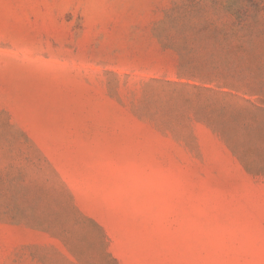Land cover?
<instances>
[{
    "label": "rangeland",
    "instance_id": "374dc122",
    "mask_svg": "<svg viewBox=\"0 0 264 264\" xmlns=\"http://www.w3.org/2000/svg\"><path fill=\"white\" fill-rule=\"evenodd\" d=\"M0 264H264V0H0Z\"/></svg>",
    "mask_w": 264,
    "mask_h": 264
}]
</instances>
